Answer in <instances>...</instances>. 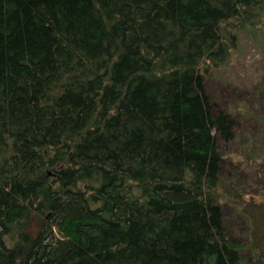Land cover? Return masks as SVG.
Returning <instances> with one entry per match:
<instances>
[{"label":"trees","instance_id":"1","mask_svg":"<svg viewBox=\"0 0 264 264\" xmlns=\"http://www.w3.org/2000/svg\"><path fill=\"white\" fill-rule=\"evenodd\" d=\"M253 15L264 0H0V264H264V201L222 194L244 243L219 200L246 103L198 67Z\"/></svg>","mask_w":264,"mask_h":264},{"label":"rangeland","instance_id":"2","mask_svg":"<svg viewBox=\"0 0 264 264\" xmlns=\"http://www.w3.org/2000/svg\"><path fill=\"white\" fill-rule=\"evenodd\" d=\"M255 18L253 15V25L246 31L238 28V20H232L233 24L227 21V32L223 34V42L225 38L228 41L224 43L227 46L224 60L213 64L212 60H204L198 67L200 70L207 66L205 85L212 100L223 108L236 106L241 100L246 103L244 112L238 113L241 123L235 139L225 149H222V141L219 146L225 161L219 194L232 191L249 200V195L254 194L257 201H264V120L258 118L264 112V16L258 21ZM219 200L228 228L248 243L247 222L237 211L238 206L235 208L234 202L224 196ZM257 217L260 221L261 217ZM32 228L36 230L34 225Z\"/></svg>","mask_w":264,"mask_h":264}]
</instances>
